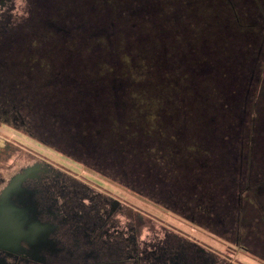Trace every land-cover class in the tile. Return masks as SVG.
<instances>
[{
	"label": "trees",
	"instance_id": "16d2710c",
	"mask_svg": "<svg viewBox=\"0 0 264 264\" xmlns=\"http://www.w3.org/2000/svg\"><path fill=\"white\" fill-rule=\"evenodd\" d=\"M92 2L95 8L99 4ZM105 2L111 10L112 0ZM153 3L159 9L153 18H132L141 31L134 42L137 51L146 49L153 62L133 54L131 48L109 50L107 43H99L102 35L91 39L90 47L60 46L57 54L52 53L46 35L51 31L43 27L39 50L26 44L13 47L9 54L18 56L21 49L27 57H42L41 73L68 76V84H48L44 77L36 93L39 80L31 75L36 76L38 64L29 61L26 110L18 111L24 101L17 96L1 114L18 125L25 120V129L41 144H56L57 152L72 153L71 145L88 151L85 158L105 164L99 169L107 175L116 173L124 184V172L128 177L133 173L141 187L164 178L172 193L186 191L187 209L201 220L192 222L206 225V215L212 216L208 219L213 225L221 220L220 227L228 225L222 234H232L236 245L264 255V106L254 109L264 90L255 88L264 81L257 73L264 59V0ZM178 8L181 13L175 19ZM111 13L108 18L117 30V12ZM120 16L127 17V12ZM128 36L136 41L135 34ZM26 39L35 40L34 32H28ZM158 51L168 60L167 67L156 62ZM194 57L206 60L202 72L196 73L202 64ZM232 72L231 79L238 80L227 86L224 77ZM114 75L122 82V92L116 95ZM228 92L238 100L229 98L224 109L219 96ZM73 97L78 103L71 102ZM199 259L205 264L204 256ZM181 261L191 264L189 259ZM193 263L199 264L194 259Z\"/></svg>",
	"mask_w": 264,
	"mask_h": 264
},
{
	"label": "flooded vegetation",
	"instance_id": "af4514ba",
	"mask_svg": "<svg viewBox=\"0 0 264 264\" xmlns=\"http://www.w3.org/2000/svg\"><path fill=\"white\" fill-rule=\"evenodd\" d=\"M22 1L24 4L20 13L17 15L16 8H13L14 5L12 0H0V117H4L5 114L1 113H5L8 109H10L9 104L11 103L13 97L15 98L18 96L19 99L24 101L19 106L18 111L26 110L24 108L27 106L26 96L29 91L27 92L25 83L27 78L30 77V71H26V65L29 63V61L38 64V67L35 65V68L38 70L36 76L34 74L31 75L32 80H39L38 87L35 91L36 93L37 90H40L39 83L41 78L43 79L44 77V79L47 78L48 84H50L51 81H59L61 84H68L67 80L70 78L68 76H63L60 78L59 73H41L42 57H27L24 53V50L21 51V49L17 51L19 53L18 56L12 57L9 54L13 47L22 48L24 46L25 48L26 44L31 47L35 46V48H38L39 50V48L43 45L41 39V35H43V27H46L51 31V34L46 35H49L50 37L48 43L51 44L52 53L57 54L58 48H60V46L69 47L73 50L76 46L90 47L91 41H93L91 39L102 35L100 37L99 43L102 46L106 45L107 43L109 50H112V48L115 46L122 47V50L123 47L126 50L131 48L133 50V54L139 53L142 59H146V61L149 60L148 63L153 62L151 59H149L147 54L148 51H145L146 49H141L139 50L140 52L137 51L138 47L135 46L134 42L138 41L141 31L135 27L136 25L134 21H132V18H142V20H150L153 18L154 13L159 10L156 6V3H153V0H112L111 10H108L105 0H97L99 4L96 8L94 7L95 3L92 2V0ZM111 12H117L116 17L119 19V26L117 30L119 32H117L115 29V22H113V19H110V17L108 18V15H112ZM122 12H127V17L120 16L122 15ZM180 13L181 8H178L175 19L178 17V15L180 16ZM92 15L94 16L93 18ZM56 21H58V23ZM140 21L141 20L138 22ZM28 32H34L35 40L26 39ZM79 32L81 34H79ZM162 33L163 31L160 32V34ZM128 34H135L136 37L134 39L136 41L132 42L131 36H128ZM30 36L33 35L30 34ZM5 46L8 47V49L4 50ZM203 47L204 44L201 45V48ZM122 53L124 54V51ZM160 54L161 52L158 51L156 62L159 61L161 62V65H165L167 67L168 60L165 59V56H160ZM67 56H71L73 58L72 55ZM194 60L196 62H200L199 64H202V66L198 67L196 73L202 72L204 69L203 65L207 63L206 60L201 57H194ZM16 63L18 66H16ZM16 84L17 86H15ZM121 84L122 82L118 81L114 75V77H112V87L115 95L118 92H122ZM116 100L117 99L115 98V105L117 106L118 102ZM14 110H16V108H14ZM6 120L10 121L9 117H6ZM21 125L26 128V121L22 119ZM71 147L73 149L72 153L77 154L80 157H85V154L88 152L86 150V152L79 151L80 149L78 146L71 145ZM84 157L83 159L87 160L85 162H89L92 167L99 171H101L99 167H105V164L102 165L93 159ZM109 173L114 174L113 172ZM132 174L131 177H128L125 172L123 173V177L126 181L125 185H129L128 180L130 179V186L133 189L136 188L138 190L142 187H144V189H149L151 193H149L148 190H145L149 197L153 198L157 202L162 203L165 207L172 209L181 215H184L185 218H190V221H201L199 220V215L198 218H196L195 216L197 215L194 213V211L187 209V203L185 201L187 194L186 191H183L184 189L182 190V188H180L179 192L176 191L175 193H172V189L165 185L166 180H164V178H159L160 180L157 179L161 184L158 182L155 185L151 184L150 182V184H147V186L142 184L144 186L141 187L138 179H134ZM114 175L116 176V173ZM115 176L112 177L115 178ZM183 178L185 181L188 180L185 177ZM180 182L182 183V181ZM60 196L62 197L63 195L60 194ZM83 196L89 200L90 204L94 199V197L88 193ZM238 196L240 199V195ZM21 201L22 203H17L14 205L15 207H22L24 209L25 216L21 218L22 220L20 222V227H18L21 228V235H19V233L9 231L5 227H3L2 230L0 229V264H52L46 260V254L55 255L59 251L56 246H53L54 243L49 240L51 231H45L42 229V224L40 222L35 223L33 221L34 213L31 203H28L25 198H22ZM103 201H105V203L108 202L111 205L112 203H116V207L118 208L122 207L125 217L128 218L127 222L129 224L124 230L115 229L114 225H112V221L107 220L109 216L108 214H106V216L103 217V220H101L100 215H98L96 212L97 210L94 204H89L88 207L81 206L86 212L85 214L93 218L91 221V227H93L92 229L90 228L91 231H94L97 228L102 229L105 239L104 242L109 244L113 241L112 243L115 247L113 249L109 248L104 252L102 251L101 253L106 257H104L105 260H102L101 263L95 264H188L182 262L181 258L191 260V264L192 260L194 259L200 264L201 262L199 258H202L203 256L205 259V264H218L215 256L211 253H208V251H206L203 247H199L195 243L188 242L187 239L181 240L180 238H177L176 235L170 233L165 234L164 239L159 241L161 243L157 241L148 244L149 247L141 248L140 240L138 238L140 225L139 221L141 220L140 216H137L136 213H133L128 208H125L119 201L115 200L109 202L110 199L107 197L102 199L100 203ZM207 206L208 205H206L204 208H207ZM36 211L37 209H35V215ZM214 213L215 215L218 214V212L215 210ZM209 217L212 218V216L206 215L204 220L206 225L203 226L206 228L212 231L213 229H219L220 232L223 231L222 233L228 229V225L226 224L222 223V227L219 226L221 220H218V224L216 223V225L219 226V228H217L216 225H213L209 221ZM5 221L8 224L11 222L8 219H5L4 222ZM2 226L3 225H1V227ZM230 226L231 225H229V227ZM8 229H10V227H8ZM45 229L48 230V227ZM42 233H45L46 236L48 235L47 238L50 241L44 246V248H46L45 254L39 253V249L43 245V242L39 239V236L41 237L43 235ZM22 239H25V241ZM26 241H28V244ZM39 241H41L40 244H38ZM161 250L169 252V255L166 257ZM128 251H131L133 254H135V257L134 255L128 254ZM158 252L160 254H158ZM129 259L133 260L130 261ZM106 260L108 261L106 262ZM73 264L79 263L77 262ZM219 264L222 263L219 262Z\"/></svg>",
	"mask_w": 264,
	"mask_h": 264
},
{
	"label": "rangeland",
	"instance_id": "374dc122",
	"mask_svg": "<svg viewBox=\"0 0 264 264\" xmlns=\"http://www.w3.org/2000/svg\"><path fill=\"white\" fill-rule=\"evenodd\" d=\"M12 1L13 8H16L18 15L24 2L22 0ZM176 13L177 10L175 15ZM263 19L261 17V20ZM258 67L260 70L257 73L261 72L264 76V59ZM257 73L256 76H258ZM231 76H234L233 72L226 76L227 79L224 77L223 82L227 86L234 80H238H232ZM252 83L251 90L254 89L255 78ZM262 86H264V81H261V84L258 81L255 88L259 89ZM256 93L257 90L253 93V100L256 98ZM219 97V102L224 109L230 102L229 98L238 100L233 92ZM77 100L73 97L71 102L75 104L78 103ZM261 104L264 106V90L256 100L254 109H258ZM36 138L24 126L14 124L11 120L7 121L5 116L0 117V211L7 204L14 206L22 203V198L31 203L34 213L33 221L40 222L41 228L45 231H51L49 240L59 251L55 255L46 254L48 262L52 264L54 262V264L101 263L105 260L101 252L115 248L113 241L109 244L104 242L102 229L97 228L91 231L93 218L86 215L82 209L90 204L89 200L83 196L88 193L94 197L91 204H94L101 220L108 214L107 220L112 221L115 229H126L129 224L128 218L125 217L122 207H116V203L112 205L105 201L100 203L105 197L110 199L109 202L119 201L125 208L140 216L138 238L141 248L163 240L165 234L170 233L181 240L187 239L188 242L203 247L215 256L218 264L219 262L222 264H264V255L253 247L249 246V249H245L240 244L236 245L234 235L222 234L219 229H213L215 231L213 232L203 225L192 222L184 215L149 197L146 191L135 190L130 185H125L122 178L114 179L113 175H107L95 169L89 162H85L87 160L83 159V155L80 157L71 152H57L56 144L54 146H51L52 143L41 144ZM261 142H264V133ZM60 194L63 196L61 197ZM18 208L24 213L22 207ZM35 209H37L36 215ZM24 216L23 214L22 217ZM46 227L48 230L45 229ZM216 227L219 228L218 225ZM19 231L21 232V228ZM47 236L45 233L39 236L43 242L39 253L45 254L46 252L44 246L50 242ZM22 240L25 241V239ZM26 243L28 244V241ZM161 251L166 257L169 255V252ZM128 254L135 257L131 251H128Z\"/></svg>",
	"mask_w": 264,
	"mask_h": 264
},
{
	"label": "water",
	"instance_id": "95a60500",
	"mask_svg": "<svg viewBox=\"0 0 264 264\" xmlns=\"http://www.w3.org/2000/svg\"><path fill=\"white\" fill-rule=\"evenodd\" d=\"M23 210L15 207L13 205L7 204V206H4L3 209L0 211V229L2 230L3 227H5L9 231H13L17 233L19 231V226L21 222V218L23 216ZM9 216L11 219L10 224L6 223L5 217ZM4 218V220H3ZM1 225H3L1 227ZM12 226V227H11ZM10 227V229H8Z\"/></svg>",
	"mask_w": 264,
	"mask_h": 264
},
{
	"label": "bare ground",
	"instance_id": "6f19581e",
	"mask_svg": "<svg viewBox=\"0 0 264 264\" xmlns=\"http://www.w3.org/2000/svg\"><path fill=\"white\" fill-rule=\"evenodd\" d=\"M5 219H6V220L8 219V220L11 221L10 217H7V218L5 217ZM3 220H4V218H3ZM17 233H19V235H21V232H20V231H18Z\"/></svg>",
	"mask_w": 264,
	"mask_h": 264
}]
</instances>
